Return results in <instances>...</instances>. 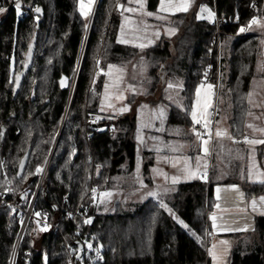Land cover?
Here are the masks:
<instances>
[{"label":"trees","instance_id":"obj_1","mask_svg":"<svg viewBox=\"0 0 264 264\" xmlns=\"http://www.w3.org/2000/svg\"><path fill=\"white\" fill-rule=\"evenodd\" d=\"M119 1L98 0L87 28L78 0H20L21 16H17L15 0H0V7L6 9L0 17V186L12 191V200L22 195L29 198L45 169L21 235V218L0 207V264H68L66 245L86 233L94 234L103 250L99 264H209L205 240L212 195L208 182L176 186L168 203L178 219L153 200L133 207L117 203L109 214L99 211L97 198L114 187L116 176L130 173L136 161L135 118L112 119L97 109L108 65L122 67L139 55L137 49L116 40ZM158 1L147 0V8L154 11ZM214 6L226 20L218 63L210 57L214 26L198 20L196 10L190 16L176 15L179 34L174 54L160 45L145 51L150 91L157 86L156 69L166 64L182 79L185 99L181 120L172 111L169 120L187 125L195 88L211 64L205 82L216 86L224 82L229 88V127L239 137L260 48L255 35L239 34V29L253 18H264V0H214ZM37 7L43 15L35 13ZM84 34L88 37L81 55ZM34 38L33 57L26 68V52ZM79 56L82 62L77 70ZM62 78H66L65 87H61ZM16 84L19 90L13 98ZM26 154L23 173L17 177ZM244 190L257 195L264 192V184H248ZM43 211L56 227L40 230ZM86 219L91 223H85ZM229 237L233 239L229 264H264V216L255 217L252 231Z\"/></svg>","mask_w":264,"mask_h":264},{"label":"crops","instance_id":"obj_2","mask_svg":"<svg viewBox=\"0 0 264 264\" xmlns=\"http://www.w3.org/2000/svg\"><path fill=\"white\" fill-rule=\"evenodd\" d=\"M198 2L199 0H191V6L189 7V10L187 12L166 13L158 12L159 1L156 9L154 11H150L147 8V0H144L143 11L153 12L154 16L152 18L144 15L141 11H139V5L135 3V0H133L132 3H129V0H120V4L125 5V7L137 9V11L133 13L123 12L122 15V9H118L116 5V10L119 16V26L117 29L116 40L118 41V38L127 40V43L120 44L137 49L139 52L138 56H142L145 51L154 48L157 45V43L153 44V42L151 41L152 33H148L147 29H144L143 26L136 25V22L137 24L142 25L143 22L146 21L148 22V24H151V26H161L159 35H156L155 39L157 40L158 38L159 45L161 47L166 46L169 52L173 55L175 49V39L179 34V28L176 27L179 24L176 25V19L174 18V16L184 14L186 16L192 15L195 12ZM156 15L164 16L165 19H157ZM125 17H128L131 23H125ZM121 23H124L126 25L124 27L123 37L120 26ZM173 28L175 29L174 34H169L168 30ZM253 28H256V26H253ZM243 33L255 35L260 45L259 52L255 58L253 76L251 78L248 91V94L250 92L253 94L251 97V102L249 101L248 94L246 98L247 112L244 121L243 133L239 137L232 135L229 127V117L228 120L224 121V124H221L222 128L220 126L218 127L217 123H215L214 125L212 124V126L210 123L208 129V131L212 132L210 143L207 146L209 148L208 155L210 156V159H212L214 151L217 150L218 154L221 155L224 163L223 167H220L223 168V179L215 178V180H213L212 177H214V175L217 176L219 173H213L211 171L209 178L210 181L208 182L211 185L212 195L210 200L211 209L207 214L206 232V238H209V244L206 246L209 264H214L213 258L211 255H209L208 251L210 248H212L213 245H217V248L214 250L217 255L223 254V258L220 264H229L228 261L230 250L233 245V239L229 237V235L252 231L254 228L255 217L264 216V203L260 201V197H264V192L257 195H248L244 190V187L248 184H264L260 182L264 180V175H261L262 173H264V144L251 145L244 142L246 136L249 139H264V134H262L260 131H254L253 128H249L247 126L249 124H252L256 129L264 128V71L259 70L262 66H264V44L261 43V41L264 40V32L256 29L254 31H246ZM243 33L239 32V34ZM230 40V37L225 40V49H228ZM140 44H145L147 45V47L141 49L139 47ZM114 66L116 67V69L120 68L118 65ZM142 73L143 74L141 77H148L147 71H144ZM206 121L207 119H203V123ZM190 124L191 121L189 119L187 126H190ZM180 126H182V124H180ZM196 126L197 129L202 131V133H206V130L200 125ZM217 129L226 130L233 139H229L228 136L220 138L216 137L215 132ZM195 139L191 138V141H193L192 147H190L191 163L195 160L194 157H192L193 147L198 148V156L200 158L207 159L208 156H205L203 152L202 142L200 140H197L196 137ZM203 139H209V136L205 134L203 136ZM179 145L181 150L182 142H180ZM154 150L155 149L151 148V145H149V143L148 145H146L144 154L146 155V157H148V159L147 162L144 161L142 165L145 169L144 185L150 192L156 193L155 196H149V199L153 201L155 200L156 203L160 205V199L156 200L155 197H158L161 193L165 192V189L174 190L178 184L194 180H201L205 182V180L202 178H187L184 174V171H182V168H179L180 163L175 158H173L174 156H176V153H174L173 151L160 152ZM184 154L185 153L182 152L180 156L184 157ZM174 164L175 166H173ZM177 168L179 169L174 170ZM249 170H251V176H249ZM174 171L178 172L174 173ZM173 177L178 178V182L175 184L172 183ZM233 186H235V188H233ZM218 188L221 190L219 194L217 193ZM241 193H243V196H241ZM217 195L220 196V199H217ZM253 200L256 201L255 210L252 207ZM217 205H219L220 207H217ZM213 214L217 217L216 223L218 225H225L229 230H213V221L210 219V216ZM224 240L228 241L229 243L227 245H222L219 243L220 241ZM225 248H227V252L223 253V250Z\"/></svg>","mask_w":264,"mask_h":264},{"label":"rangeland","instance_id":"obj_3","mask_svg":"<svg viewBox=\"0 0 264 264\" xmlns=\"http://www.w3.org/2000/svg\"><path fill=\"white\" fill-rule=\"evenodd\" d=\"M97 3L98 0H93L92 4L90 5V11H88V0H84V4L86 6L85 10L88 11V14L81 15L78 0L77 9L82 18L87 22V28H89V26H91L92 24ZM1 15L2 13H0V17ZM153 16L151 17L153 18ZM157 16L159 15H156V17ZM259 21H264V18L259 19ZM136 25L143 26L144 29H147L148 33H152L151 41L153 42V44L157 43V45H159L158 38L156 40L155 36L156 33H159L161 26H151V24H148V22L146 21L143 22L142 25L137 24L136 22ZM123 33L124 32H122V37L124 35ZM87 34H84L82 38L80 51L81 55L83 54L82 52L87 42ZM147 61L148 60L146 58L145 53L142 56L135 55V57H132L130 62H128L125 66L120 67L119 71H117L115 67L112 70L111 75H105L106 80L104 83L103 91L99 97L97 109L101 114H103V116L108 118L111 117L112 119L123 117L135 118V128L132 136L136 148V161L134 164V168L130 173L127 172L123 175L121 174L114 178V187L107 191V193H111L110 196L102 197L100 195L97 198L98 206L100 208L99 211L104 214L112 213L114 211L115 204L117 203L124 204L127 207H133L144 201L151 200L149 198L152 196L149 197L148 195L150 191L146 189L144 185L145 175L142 166L143 162H147L148 159V157H146V155L144 154L145 147L146 145H148V143L149 145H151V148L155 149L154 151H173L174 153H176V156H174L173 158H175L180 163L179 168H182V171L185 167L186 160L188 165L192 169L197 168L196 158L198 157V148L193 147L192 157H194L195 160L192 161V163L190 162V147H192L193 144L191 138L195 139L196 137L192 133V111L194 106L197 114V119H200L202 123L203 119H207V121H211V126L212 124L214 125L215 123H217L218 127L220 126L222 128L221 124H224V121L228 120V117L229 119L232 117V96L229 91V88L225 85L224 82L216 86L214 82L208 81L198 83L195 88L194 97L189 106L188 115L191 121L190 126L183 124L182 126H180V123L176 121L170 122L169 115L171 111L174 117L175 115H177L176 118L178 120H181V112H185L183 111L185 109V99L184 96L181 95L183 89V81L180 77L177 76V74H172L169 70H167L165 66L166 64H163L158 69H156V74L158 76V81L156 84L157 86L156 89L151 92V79L148 77H141L143 74L142 72L147 71L148 73L149 71ZM81 62V57L79 56L77 70H79ZM106 72H108V68L107 71L105 70V73ZM73 81L72 86L74 85ZM169 83L173 84L172 88H168ZM209 84L213 86L211 90H209L207 87V85ZM105 85H108V87L106 88ZM197 88L200 89L199 97H197ZM72 89L73 87L71 88V90ZM209 91H211L210 99L213 105V107L208 109V113H210V115L204 112L205 103L209 99ZM109 104H111L112 107H109ZM125 105L128 106L129 110L120 113L118 109L124 107ZM161 111H163V116H161L160 114ZM195 127L197 128L196 125ZM180 142H182L181 150L179 145ZM182 152L185 153L184 157L180 156ZM205 163L207 164V179H204L205 182L210 181L209 178L211 171L213 173H219L217 176L214 175V177H212L213 180H215V178L223 179V168L220 167H223L224 163L221 155L218 154L217 150L214 151L212 159H210L209 155L207 156V159L201 158L199 168V171L201 173L205 171V168L203 167ZM123 166L124 164L122 165V167ZM179 168L174 170H178ZM177 172L178 171H174V173ZM8 191L11 192V195L13 196L12 191ZM173 191L174 190L165 191L161 193L158 197H155V199H160L161 202L167 204L168 208H170L168 200L170 199L171 193ZM25 196L28 197L29 195ZM154 202L156 201L154 200ZM172 213L175 212L172 210ZM172 213L168 212V214L171 215L172 218H174ZM175 217L176 218L174 219L178 218L176 213ZM34 238L36 237L34 236ZM207 245L208 244L206 242L205 247Z\"/></svg>","mask_w":264,"mask_h":264},{"label":"snow or ice","instance_id":"obj_4","mask_svg":"<svg viewBox=\"0 0 264 264\" xmlns=\"http://www.w3.org/2000/svg\"><path fill=\"white\" fill-rule=\"evenodd\" d=\"M93 0H88V11H90V5L92 4ZM133 0H129V3H132ZM135 3H137L139 5V11H141L144 15L146 16H153L154 13L153 12H144V0H135ZM79 6H80V11H81V15H87L88 14V11H86V6L84 4V0H79ZM191 6V0H159V8H158V12H166V13H171V12H187L189 10V7ZM117 7L118 9H122V12L121 14L123 15V12H129V13H133V12H136L137 9H134V8H131V7H125V5L123 4H120L118 2L117 4ZM15 8H16V13H17V16H21L23 15L22 13V5H21V2L20 0H15ZM6 9L3 8V7H0V13H3L5 12ZM35 11L37 13H39L41 11V9L39 7L35 8ZM207 13L208 14V18H213L214 17V13H212L209 9H207L206 7L204 6H201L200 8V13ZM200 13L197 14V19H203L205 18L204 16H202ZM157 19H165L164 16H157L156 17ZM124 21L125 23H131V21L129 20L128 17H125L124 18ZM256 26V28H253V26ZM124 27H125V24L122 23L121 24V31L123 32L124 31ZM256 29H259L261 30L262 32H264V21H259L257 20L256 18H253L252 20L249 21L248 25L245 27V26H242L240 29H239V32L243 33V32H246V31H254ZM169 34H174L175 32V29H169L168 30ZM156 35L158 36L159 33H156ZM118 43H127V40L125 39H121V38H118ZM262 44H264V40L261 41ZM139 47L141 49L147 47V45L145 44H140ZM97 64L99 65V61H97ZM115 68L114 65H111L109 64L108 65V72L104 73L105 75H111L112 73V70ZM259 70L261 71H264V66H262ZM103 71V70H101ZM117 71H119V69H117ZM100 73L98 72L97 75H99ZM66 78H62L61 80V87H65L67 86L66 85V82H65ZM93 83H95V79L93 80ZM105 87L107 88L108 85H105ZM173 87V84L172 83H169L168 84V88H172ZM208 89L211 90L213 88V86L211 84L207 85ZM199 92H200V89L197 88V97H199ZM252 93L250 92L248 94L249 96V101L251 102V97H252ZM211 91H209V99L207 100V102L205 103V106H204V112L208 115H210V113H208V109L213 107L212 103H211ZM118 98H121V97H118ZM109 107H112L111 104L108 105ZM129 108L127 105H125L124 107H121L120 109H118V111L120 113H123V112H126L128 111ZM161 116H163V111H161ZM251 114V113H249ZM111 118V117H110ZM192 119H193V128H192V133L196 136L197 140H200L202 142V146H203V152L205 154V156H207L209 154V148L207 147L208 144L210 143V139H211V132L208 131L209 129V124L211 123V121H206L204 123L201 122L200 119H197V114H196V111H195V106L193 108V111H192ZM195 125H201V127H203L205 130H206V133H202L199 129H197L195 127ZM249 128H253L254 131H260L262 134H264V128H260V129H256L254 128V126L252 124H249L247 125ZM207 134L209 136V139H203V136ZM215 135L216 137L220 138V137H224V136H228L229 139H233L232 136L227 133L226 130H221V129H217L216 132H215ZM139 139V137H138ZM234 142H237V141H234ZM245 143H248V144H251V145H257V144H264V139H249L247 136L245 137ZM197 160V168L196 169H192L188 163H187V160L185 161V167L183 169L184 171V174L186 175L187 178L189 179H194V178H202V179H207V164L205 163L203 165V167L205 168V171L203 173H201L199 171V168H200V160L201 158L198 156L196 158ZM175 166V164L173 165ZM37 171L39 172L40 169L38 168ZM261 175H264V173H262ZM249 176H251V170H249ZM178 182V178L176 177H173L172 179V183L175 184ZM261 183H264V180L260 181ZM233 188H235V186H233ZM93 192H95L96 190L93 189L92 190ZM165 191H169L168 189H165ZM221 190L218 188L217 189V193L219 194ZM111 193H102L101 196L102 197H108L110 196ZM149 196H155L156 193L154 192H149L148 193ZM241 196H243V193H241ZM217 199H220V196L217 195ZM260 201L262 203H264V197H260ZM160 207L161 208H164L165 210H167L168 212L172 213V209L168 208V205L161 202L160 203ZM217 207H220L219 205H217ZM252 207L253 209L255 210L256 208V201L253 200L252 202ZM36 216H40V213H35ZM172 215L175 217V213H172ZM178 219V218H177ZM210 219L213 221V225H212V228L213 230H217V229H223V230H229L225 225H218L216 223L217 221V217L213 214L210 216ZM85 223H91V219H86L84 221ZM181 223H183L182 221H180ZM185 227H187V225H185ZM41 231H46L47 230V225H45L43 228L40 229ZM234 230H241V229H234ZM243 230H247V229H243ZM220 244L222 245H227L229 242L224 240V241H220L219 242ZM89 248L92 247L91 244L88 245ZM217 248V245H213L212 248H210L208 251H209V255L212 256L213 258V261H214V264H220L222 258H223V254L221 255H217V253L214 251L215 249ZM98 251V250H97ZM227 252V248H225L223 250V253H226Z\"/></svg>","mask_w":264,"mask_h":264},{"label":"built area","instance_id":"obj_5","mask_svg":"<svg viewBox=\"0 0 264 264\" xmlns=\"http://www.w3.org/2000/svg\"><path fill=\"white\" fill-rule=\"evenodd\" d=\"M201 6L206 7L212 13H214V17L210 19L208 18V14L206 12L200 13ZM198 13H200L202 16L205 17L203 19H198V20L207 22L214 26V34L212 36L211 49H210V54H214V55H210V57L212 56L211 58L213 59V61L215 60V62L218 63L220 46H221V37H222L221 30L222 27L225 25L226 20L218 15L214 6V0H200L196 9V17ZM211 72H212V65L209 64L208 66H206L205 71L201 75L200 81L202 82L207 81ZM216 72L218 71L216 70ZM91 121L96 122V119L92 117ZM42 173L43 174L39 178L35 192L29 198L22 195L12 200L11 192L0 186V207L2 206L8 207L15 215L21 218L20 235L23 232L27 224V221L31 215L36 200L37 192L40 189L42 184V179L44 178L45 169L43 170ZM67 215L68 212L66 213V216ZM38 225L41 227H44L45 225L56 227L55 223L48 222L47 213L45 211H43L42 215L40 216L38 220ZM205 241L207 242V244H209V238H206ZM89 244L92 245L91 248L88 247ZM78 253L81 254L80 259L76 258ZM66 257L68 264H77V261L81 262L82 264H99L104 260V253L100 244L97 242L96 236L94 234L86 233V234H81L79 240H77L76 242L66 245ZM10 264H13V262L11 261Z\"/></svg>","mask_w":264,"mask_h":264},{"label":"water","instance_id":"obj_6","mask_svg":"<svg viewBox=\"0 0 264 264\" xmlns=\"http://www.w3.org/2000/svg\"><path fill=\"white\" fill-rule=\"evenodd\" d=\"M35 13L39 14V15H43L42 9H41V11L39 13H37L36 11H35ZM34 48H35V38L33 39L32 43L29 45V47L27 49V52H26V56H25L26 57V68H29L30 61H31V59L33 57V53H34ZM18 90H19V84H16L14 92H13V98L16 97V95L18 93ZM26 161H27V154L25 155L24 159L21 161V163H20V165L18 167L17 177H21V175L23 173V170H24V167L26 165ZM76 258L80 259L81 258V254L78 253Z\"/></svg>","mask_w":264,"mask_h":264}]
</instances>
